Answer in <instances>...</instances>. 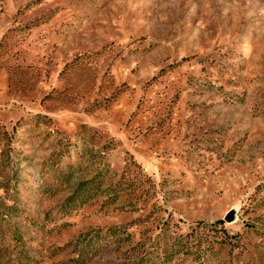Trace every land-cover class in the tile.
Returning a JSON list of instances; mask_svg holds the SVG:
<instances>
[{"label": "rangeland", "instance_id": "obj_1", "mask_svg": "<svg viewBox=\"0 0 264 264\" xmlns=\"http://www.w3.org/2000/svg\"><path fill=\"white\" fill-rule=\"evenodd\" d=\"M0 264H264V0H0Z\"/></svg>", "mask_w": 264, "mask_h": 264}]
</instances>
